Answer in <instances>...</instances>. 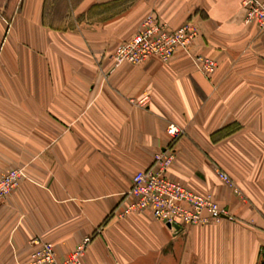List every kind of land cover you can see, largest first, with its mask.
<instances>
[{
    "label": "crops",
    "instance_id": "1",
    "mask_svg": "<svg viewBox=\"0 0 264 264\" xmlns=\"http://www.w3.org/2000/svg\"><path fill=\"white\" fill-rule=\"evenodd\" d=\"M149 14L197 25L190 51L113 67ZM243 18L242 0H0V175L23 171L0 199V264H26L33 237L64 259L86 236L82 264H264V29ZM167 146V174L212 195L218 222L116 215Z\"/></svg>",
    "mask_w": 264,
    "mask_h": 264
},
{
    "label": "built area",
    "instance_id": "2",
    "mask_svg": "<svg viewBox=\"0 0 264 264\" xmlns=\"http://www.w3.org/2000/svg\"><path fill=\"white\" fill-rule=\"evenodd\" d=\"M242 9L244 23H252L264 29V0H242ZM198 35L197 25L190 21L169 28L166 23L149 14L136 33L113 49L110 58L113 67L122 63L139 65L151 57L167 62L177 49L190 51ZM192 59L205 74H211L216 69V60L207 55L193 54ZM147 101V97H143L138 103L146 105ZM166 132L173 141L182 130L175 123H169ZM173 158V150L167 146L155 153L150 166L133 173L131 184L124 195L125 203L116 212L118 217L148 211L154 219L173 231L175 225L184 229L192 225L218 222L223 217L225 210L212 195L199 193L167 174ZM22 174L21 167H13L0 175V199L12 193ZM217 174L223 182L233 186L225 172L217 171ZM234 191L237 192V189L234 188ZM90 240V236L84 237L66 258L58 259L52 242L33 237L30 242L35 246L26 264H82L81 259Z\"/></svg>",
    "mask_w": 264,
    "mask_h": 264
},
{
    "label": "water",
    "instance_id": "3",
    "mask_svg": "<svg viewBox=\"0 0 264 264\" xmlns=\"http://www.w3.org/2000/svg\"><path fill=\"white\" fill-rule=\"evenodd\" d=\"M175 231H179L181 228L177 225L174 226Z\"/></svg>",
    "mask_w": 264,
    "mask_h": 264
},
{
    "label": "trees",
    "instance_id": "4",
    "mask_svg": "<svg viewBox=\"0 0 264 264\" xmlns=\"http://www.w3.org/2000/svg\"><path fill=\"white\" fill-rule=\"evenodd\" d=\"M261 264H263V261H262V263Z\"/></svg>",
    "mask_w": 264,
    "mask_h": 264
}]
</instances>
